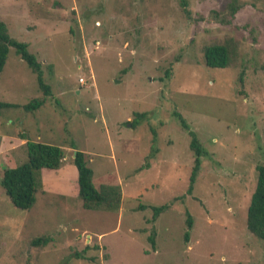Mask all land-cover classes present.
<instances>
[{"label":"rangeland","instance_id":"1","mask_svg":"<svg viewBox=\"0 0 264 264\" xmlns=\"http://www.w3.org/2000/svg\"><path fill=\"white\" fill-rule=\"evenodd\" d=\"M186 2L0 0L51 88L10 49L0 102L20 107L1 111L0 180L29 161L27 141L66 153L35 173L30 209L0 185V264H264L247 226L264 165V0ZM213 45L228 48V67L207 66ZM35 98L45 104L25 111ZM176 112L205 149L192 194L196 155ZM73 147L90 155L96 186L121 187L118 210L84 207Z\"/></svg>","mask_w":264,"mask_h":264},{"label":"trees","instance_id":"2","mask_svg":"<svg viewBox=\"0 0 264 264\" xmlns=\"http://www.w3.org/2000/svg\"><path fill=\"white\" fill-rule=\"evenodd\" d=\"M182 6L186 10V0H181ZM232 16L239 10L237 1L232 4ZM188 12V11H186ZM14 48L16 54L24 61L28 67L37 75L40 88L45 95H50L51 88L44 80V71L42 64L38 62L37 57L29 51V45L14 39L7 25L0 20V72L6 66L10 49ZM206 64L210 68H226L229 66V51L224 45H213L205 49ZM45 104L44 98H35L29 103L23 105L27 112L39 109ZM20 107V105L0 102V115L4 108ZM175 117L179 120L183 129L187 130L191 136L190 147L196 155L195 165L193 167L191 184L188 193L192 194L194 184L202 167L205 149L202 146L197 134L190 130V126L184 117L176 112ZM145 116V115H144ZM143 116V117H144ZM142 117V115H141ZM24 138V137H23ZM29 151V161L21 166L4 169L0 185L5 189L7 195L11 198L13 204L20 209H30L35 201L36 183L35 173L42 169L59 170L66 161L65 150L61 146L33 143L27 141ZM74 164L78 172V195L82 199L84 207L88 210L106 209L108 211L118 210L122 200V190L119 185L102 184L99 187L94 184V171L89 166L90 155L76 147ZM258 182L255 192L252 195L251 204L248 209L247 226L251 233L264 240V165L258 167ZM145 207L142 205L141 209ZM169 208L168 205L153 208L152 223H155L159 216ZM187 224L189 230L193 227V219L187 213ZM189 232L186 234L188 240ZM48 238L40 237L34 240L35 246L46 245ZM149 242L152 248H156L155 231L149 236Z\"/></svg>","mask_w":264,"mask_h":264},{"label":"built area","instance_id":"3","mask_svg":"<svg viewBox=\"0 0 264 264\" xmlns=\"http://www.w3.org/2000/svg\"><path fill=\"white\" fill-rule=\"evenodd\" d=\"M80 81H81L82 83H84V79H81Z\"/></svg>","mask_w":264,"mask_h":264},{"label":"water","instance_id":"4","mask_svg":"<svg viewBox=\"0 0 264 264\" xmlns=\"http://www.w3.org/2000/svg\"><path fill=\"white\" fill-rule=\"evenodd\" d=\"M5 168H6V167H5ZM5 168H4V169H5Z\"/></svg>","mask_w":264,"mask_h":264}]
</instances>
